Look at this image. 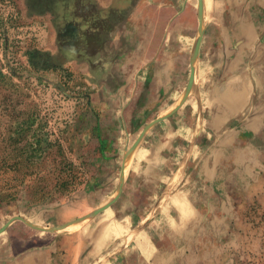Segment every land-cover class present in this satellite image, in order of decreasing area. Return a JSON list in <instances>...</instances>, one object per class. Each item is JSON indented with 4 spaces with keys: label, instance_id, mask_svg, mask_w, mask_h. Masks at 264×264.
I'll use <instances>...</instances> for the list:
<instances>
[{
    "label": "rangeland",
    "instance_id": "374dc122",
    "mask_svg": "<svg viewBox=\"0 0 264 264\" xmlns=\"http://www.w3.org/2000/svg\"><path fill=\"white\" fill-rule=\"evenodd\" d=\"M199 2L175 12L189 50L160 66L155 26L127 33L144 0H0V192L18 193L0 264L261 260L264 0ZM56 165L57 198L35 202Z\"/></svg>",
    "mask_w": 264,
    "mask_h": 264
},
{
    "label": "crops",
    "instance_id": "0c3cea01",
    "mask_svg": "<svg viewBox=\"0 0 264 264\" xmlns=\"http://www.w3.org/2000/svg\"><path fill=\"white\" fill-rule=\"evenodd\" d=\"M103 1V6L104 7H108L109 6V0H102ZM183 0H172L171 4H168L167 3V0H144V4L143 6H139V9H132V11L128 12L126 14V26L129 28V30H127V33L129 34H133L135 35L136 31V27H139V24L140 22L139 21H142V19H144V23L146 24V20L148 19L149 21V24L147 23L146 25L148 26H155V30L153 32V38H152V41L149 40L152 42L151 45H149V50H151L152 48L155 49V52H157L155 55V59H152L151 63L154 62V60H157L155 61L156 62V65H162V66H166L167 63H168V55H170L171 53H168L170 51H173L175 49L177 50H189L190 48V42L193 38V29L195 28V24L194 26L190 25L189 26V29H186L188 27H178L175 25V12L178 11V18H186L187 14L193 12V11H190V8L189 5H188V9L186 10H179V6H180V3L182 2ZM184 1H188V0H184ZM201 3V0L199 2V5ZM148 8V9H147ZM172 11L174 12V14L172 13L170 19L168 20V23L165 25V28H164V37L162 38V40L160 41V43L156 46L153 45L154 42L156 43V38H155V35H157L158 33V26H161V23H160V19H162L163 15H164V12H168V11ZM180 11V12H179ZM186 11V12H185ZM171 20V21H170ZM170 21V22H169ZM183 30H187L186 32L183 31ZM138 32H140L138 30ZM104 33V31H103ZM173 34H177V35H180L181 38H179L181 44H176L174 45V36ZM171 35V37H170ZM132 40H136L135 37H132ZM159 51V52H158ZM163 54V56H165V58L163 59V56H162V63H157L159 62V59L161 58V55ZM184 57V56H183ZM186 57V56H185ZM187 58H185L184 60H186ZM150 63V64H151ZM149 64V65H150ZM169 65V64H168ZM185 65H186V62H182V70H184L185 68ZM182 77L184 76V72L182 71ZM170 81L173 80V78H170L169 79ZM175 80V79H174ZM181 92L178 93V95H172V96H169L171 97V100L170 102H168L167 104H165V106H163V110L164 111L165 109L169 110L170 108L174 107L177 103V100L180 99L182 97L183 94H180ZM134 94V93H133ZM201 103L198 102V105L197 107L199 108V106L201 107L200 105ZM175 108V107H174ZM179 108V107H178ZM187 108V105L185 106H182L180 109H178L175 113H171V115H169V117L166 119V120H170L172 119V116H179L180 114H182L183 112H185V109ZM160 111V110H159ZM158 111V113H159ZM196 128V127H195ZM194 128V129H195ZM195 131V130H193ZM74 236H67L65 239H62L60 238L59 240H63L62 242H71L70 240H74L72 239ZM59 242V241H58Z\"/></svg>",
    "mask_w": 264,
    "mask_h": 264
},
{
    "label": "trees",
    "instance_id": "16d2710c",
    "mask_svg": "<svg viewBox=\"0 0 264 264\" xmlns=\"http://www.w3.org/2000/svg\"><path fill=\"white\" fill-rule=\"evenodd\" d=\"M54 171H47L46 173L43 174L42 177L40 178V181L43 183V187L41 188L42 192L40 193V191H36V193L33 194L32 197L34 198L35 202L38 203H44V202H48V201H53L55 200V198H57V190H54L55 188H57V165L54 167ZM52 183H56L54 186V189L50 188V184ZM18 193H12V192H0V200H6L12 197L17 196ZM261 258V257H260ZM250 264H264V252L262 253V258L261 260H259L258 262H252Z\"/></svg>",
    "mask_w": 264,
    "mask_h": 264
}]
</instances>
